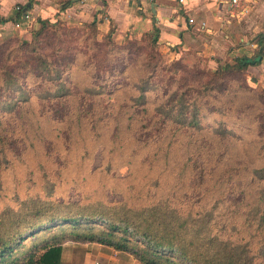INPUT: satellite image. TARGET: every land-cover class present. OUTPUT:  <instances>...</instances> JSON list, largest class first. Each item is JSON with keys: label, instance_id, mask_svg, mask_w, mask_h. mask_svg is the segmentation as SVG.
I'll return each mask as SVG.
<instances>
[{"label": "rangeland", "instance_id": "374dc122", "mask_svg": "<svg viewBox=\"0 0 264 264\" xmlns=\"http://www.w3.org/2000/svg\"><path fill=\"white\" fill-rule=\"evenodd\" d=\"M40 20L54 27L35 47L48 61L58 57L64 63L61 78L70 91L65 102L51 97L53 83L24 63L30 54L22 43H31ZM90 25L54 15L30 24L27 39L0 41V85L8 70L28 94L12 111L0 106V214L39 209L43 217L60 201L71 203L78 196L111 211L154 206L177 218L187 215L188 222L202 227L214 225L225 239L249 241L253 255L262 238L255 223L244 220L264 185V64L223 80L214 71L237 57L254 59L258 35L210 62L191 52L161 50L158 40L153 49L144 35L125 42L111 36L113 47L97 28L93 35ZM48 43L68 51L52 53ZM120 62L123 73H113ZM215 81L220 90L209 88ZM115 82L111 94L103 90L104 83ZM92 84L103 92L82 96ZM171 93L195 101L198 126L189 125L192 105L179 120L175 111L163 109L170 113L166 117L159 113L170 107L163 103ZM56 109L65 116L56 118Z\"/></svg>", "mask_w": 264, "mask_h": 264}, {"label": "trees", "instance_id": "16d2710c", "mask_svg": "<svg viewBox=\"0 0 264 264\" xmlns=\"http://www.w3.org/2000/svg\"><path fill=\"white\" fill-rule=\"evenodd\" d=\"M51 27H54V24L50 21L40 20V28L32 31L31 43H22L30 54L24 63L32 64L35 70L47 78L45 82L53 83L56 90L51 97L65 102L70 91L67 90L61 78L64 63L60 65L61 60L58 57L48 61V55L38 53L35 47L36 44L40 45V42L45 40ZM89 29L94 35L95 24H91ZM158 32L155 28L143 36L153 49L157 46ZM256 39L257 50L254 59L237 57L233 65L219 66L214 71V76L218 80H223L227 76L242 73L250 66L260 64L264 58V34L258 35ZM106 40L109 45L116 46L110 34L106 36ZM48 46L51 48L53 45L50 46L48 43ZM61 48L55 47L54 44L51 48L52 53L63 54L68 51V47ZM52 53L51 57H54ZM104 64L110 65V60H106ZM123 66V62L115 64L112 67L113 73H121ZM95 74L98 76V73ZM2 76L0 106L12 111L18 103L27 101L28 94L17 83V77L11 71H2ZM212 83L209 85L211 90L221 89L218 81ZM93 84L83 89L82 96H92L103 92L99 89L94 90L96 88ZM103 85L105 86L103 90L111 94L118 83ZM140 89L143 91L144 86ZM48 92L44 91L43 96L48 97ZM14 93H17L16 99H13ZM177 97L176 93H171L169 100L163 103V105L169 104L170 107H163L159 113L166 117L171 113L170 110L175 111L177 113L175 120H179L185 117L187 109L192 105L190 116L192 121L189 125L198 126L199 110L195 107V101L189 102L183 96ZM163 109H168L170 113ZM54 113L58 119L65 116L57 109ZM80 117L82 116L78 115L77 119L79 120ZM218 132L221 133L220 130ZM82 199L85 200L82 196H78V200L68 201L71 203L60 201L61 206L58 209L49 211V214L43 217L39 215L41 211L39 209H32L25 213L5 211L2 215L0 214V264H61L62 246L66 242L97 243L115 251L125 252L141 264H264V185L251 207L252 210L248 211L250 217H245L244 220L248 225L255 223L257 227L255 231L262 238L261 248L253 255H249V241L225 239L214 225L202 227L194 220L188 222L187 215L177 218L171 213H161L154 206L143 207L139 211L121 206L117 208L118 210L111 211L106 205L89 204ZM165 201L170 202L168 199ZM70 206L73 210L69 208ZM230 231H236V227L233 226Z\"/></svg>", "mask_w": 264, "mask_h": 264}, {"label": "crops", "instance_id": "0c3cea01", "mask_svg": "<svg viewBox=\"0 0 264 264\" xmlns=\"http://www.w3.org/2000/svg\"><path fill=\"white\" fill-rule=\"evenodd\" d=\"M230 1L0 0V41L10 36L27 39L30 24L56 15L72 25L94 23L100 35L110 34L119 42L140 39L156 28L161 50L191 52L211 62L227 57L228 50L237 51L247 38L264 34V0H238L237 7ZM17 7L26 9L30 19H22ZM263 64L264 58L251 67ZM72 245L62 246L61 264H141L97 243L82 244L81 249Z\"/></svg>", "mask_w": 264, "mask_h": 264}, {"label": "built area", "instance_id": "2783aa9c", "mask_svg": "<svg viewBox=\"0 0 264 264\" xmlns=\"http://www.w3.org/2000/svg\"><path fill=\"white\" fill-rule=\"evenodd\" d=\"M230 6L231 7H237L238 6V0H231ZM16 10H17V12L20 13L22 19H25V20L30 19V14L26 9H22L21 7H17ZM189 22L193 23V19H189Z\"/></svg>", "mask_w": 264, "mask_h": 264}]
</instances>
